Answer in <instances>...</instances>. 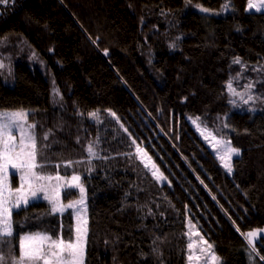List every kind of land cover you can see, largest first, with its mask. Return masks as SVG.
I'll list each match as a JSON object with an SVG mask.
<instances>
[{
    "label": "trees",
    "instance_id": "obj_1",
    "mask_svg": "<svg viewBox=\"0 0 264 264\" xmlns=\"http://www.w3.org/2000/svg\"><path fill=\"white\" fill-rule=\"evenodd\" d=\"M222 1L0 4V58L12 62L10 84L0 68V108L24 109L36 121L44 172L55 174L59 163L61 175H72L62 162L86 160L85 146L97 135L107 157L93 160L91 173L86 164L75 166L87 193L85 264H187L188 221L220 264H250L242 233L264 229V103L258 99L254 112L251 104L233 107L226 82L234 78L237 91L253 82V94L264 98V11H246L248 0H226L229 9L216 13ZM236 57L246 66L239 77ZM92 111L99 122L88 117ZM225 113L235 131L216 134L241 149L231 174L191 123L199 117L214 129ZM132 140L166 179H153ZM78 196L69 190L61 199ZM13 219L16 242L35 231L68 239L74 223L71 209L51 214L43 196L14 210ZM254 245L255 264H264V232Z\"/></svg>",
    "mask_w": 264,
    "mask_h": 264
},
{
    "label": "snow or ice",
    "instance_id": "obj_2",
    "mask_svg": "<svg viewBox=\"0 0 264 264\" xmlns=\"http://www.w3.org/2000/svg\"><path fill=\"white\" fill-rule=\"evenodd\" d=\"M7 2L8 0H0V4H7ZM196 7L206 15L211 12L210 9L202 5L197 4ZM221 7L227 11L230 5L225 3ZM245 10L264 11V0H248ZM176 39L179 40V37ZM93 42L95 43V41ZM168 47L175 48L176 44L170 43ZM104 54L108 55L107 49L104 50ZM233 64L241 66V73L237 74L239 77L246 66L239 57L233 60ZM3 67L4 64L0 63V68ZM253 71H259V69H253ZM9 73L11 74V69H9ZM233 79L230 78L226 82V89L230 97L229 103L233 107L240 108L251 104L253 106L248 107V111L254 112L256 110L254 105L258 99L264 103V98L253 94L255 87L253 82L247 83L244 86V91H237L233 86ZM53 95L59 96L58 91L54 90ZM107 111L111 117L116 119L120 128L127 132V128L120 123L116 113L110 109ZM88 117L97 122L100 121L98 111L89 112ZM224 117L223 122L214 129L206 125L202 126L199 117L192 119V123L200 136L213 149L222 167L231 174L233 171L232 158L234 155L239 156L241 149L234 147L231 140L224 135L216 134L225 133L226 130L235 131L228 120V113H225ZM217 119L219 120L220 117ZM36 127L35 123L28 122V113L24 109L0 111V264H85V244L89 230L87 193L81 181V175L75 171V166L86 164L88 166L87 171L91 173L93 160H106L107 157L100 155V138L97 135L95 140H89L85 146L86 160L62 162L66 170L73 169L72 175H61L58 171L61 166L59 163L54 166L57 169L55 174L45 173L44 169L49 165L47 162L41 161V145ZM129 138L131 139V136ZM43 139L47 141L49 133H45ZM77 142L79 143V138H77ZM132 144L136 145V141L132 140ZM135 155L156 182L166 179L144 147L136 145ZM10 169H14L15 176L19 178L18 186L13 187L10 183ZM69 190H78L79 196L77 199L64 203L61 194ZM38 194H43L44 200L50 206L51 214L63 215L66 210L71 209L74 225L70 228L71 235L68 239H65L61 234L53 236L47 232L35 231L20 234L18 242H16L13 212L22 206H28L30 200L37 198ZM188 228L189 232L185 235H188L190 240L191 236L199 237V254L194 251L197 247L196 243L189 242L187 244L189 250L187 260L190 264H220V257L213 251V245L200 236L199 231L196 230V225L189 221ZM237 231L240 232V229L237 228ZM260 232H264V229H254L242 233L249 246L250 264H255L254 256L259 255L254 241ZM17 243L18 255L16 254ZM5 247L10 248L7 255L4 252ZM156 251L157 249L153 248V252ZM261 259L264 260V256Z\"/></svg>",
    "mask_w": 264,
    "mask_h": 264
},
{
    "label": "rangeland",
    "instance_id": "obj_3",
    "mask_svg": "<svg viewBox=\"0 0 264 264\" xmlns=\"http://www.w3.org/2000/svg\"><path fill=\"white\" fill-rule=\"evenodd\" d=\"M225 3H227L226 2V0H223L222 1V5L223 4H225ZM221 5V6H222ZM220 6V8H219V11L217 10V11H215L216 13L217 12H224L225 10L224 9H222V7ZM197 10L198 11H200L199 10V8H197ZM201 12V11H200ZM5 62V60L4 59H2V58H0V63H4ZM11 64H12V62L11 61H7V63H5V65H4V67L3 68H1V76H2V78L4 79V81L6 82V83H12V78H11V74H12V67H11ZM9 69H11V74L9 73ZM5 110H8V111H11V109H7V108H5V109H1L0 108V111H5ZM17 110V109H16ZM28 122L29 123H35L36 124V121L35 120H31V119H28ZM191 123H192V119H191ZM193 124V123H192ZM203 126V125H202ZM195 127V126H194ZM195 129H196V127H195ZM196 132H197V130H196ZM37 133V132H36ZM45 133H43V135H44ZM197 134H199L198 132H197ZM200 135V134H199ZM213 150V149H212ZM214 152V151H213ZM214 154H215V152H214ZM216 155V154H215ZM9 173H10V175H9V179H10V183L12 184V180H14V185L12 184V186L13 187H15V186H18V183H19V178L17 177V176H15V170L14 169H10L9 170ZM70 176V175H69ZM84 186H85V184H84ZM41 196H43V194H38V196H37V198L38 197H41ZM37 198H33L32 200H35V199H37ZM78 197H76V198H74V199H77ZM73 199V200H74ZM32 200H30V202L32 201ZM68 202V201H67ZM67 202H64V203H67ZM87 205V204H86ZM189 222V221H188ZM73 225H74V223H73ZM187 228H188V223H187ZM196 230L198 231V229L196 228ZM187 232H189V228H188V230H187ZM19 238V237H18ZM198 241H199V237H197V236H191V240H190V237H189V242H193V243H196L197 244V247L194 249V251L196 252V254H199V246H198ZM188 242V243H189ZM18 251V250H17ZM18 255V254H17ZM187 264H190V262L188 261L187 262Z\"/></svg>",
    "mask_w": 264,
    "mask_h": 264
}]
</instances>
